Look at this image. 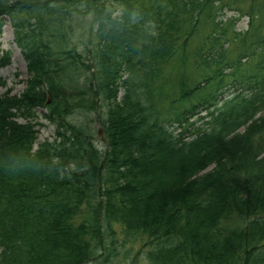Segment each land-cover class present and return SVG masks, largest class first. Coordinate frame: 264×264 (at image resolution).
<instances>
[{"label":"trees","instance_id":"1","mask_svg":"<svg viewBox=\"0 0 264 264\" xmlns=\"http://www.w3.org/2000/svg\"><path fill=\"white\" fill-rule=\"evenodd\" d=\"M115 1L116 14L109 0H0V34L9 19L27 72L19 95L0 94V264H105L113 223L143 239L150 264H264V37L245 73L216 66L218 40L202 44L199 64L216 67L162 110L149 98L163 63L214 0ZM90 11L88 64L68 44ZM103 105L99 147L70 115ZM41 116L54 139L38 141Z\"/></svg>","mask_w":264,"mask_h":264},{"label":"rangeland","instance_id":"2","mask_svg":"<svg viewBox=\"0 0 264 264\" xmlns=\"http://www.w3.org/2000/svg\"><path fill=\"white\" fill-rule=\"evenodd\" d=\"M117 11L119 6L115 0ZM147 2L148 0H144ZM215 5L209 4L200 9L196 29L187 44L180 47L178 51L163 63V72L160 82H164L162 93L154 92L150 99L157 108L166 110L179 106L178 103L171 104L170 100L178 97L181 85H191L202 82L206 75L210 74L217 65L221 68L228 66L226 72L245 73L255 67L262 47L252 50V41L264 37V0H214ZM83 4L81 8H84ZM253 9L254 18L251 23L249 9ZM75 28L70 36L69 47L83 53V60L90 64V49H94L98 42L96 37V24L92 20V12L80 13L74 18ZM216 21H221V27ZM250 22V23H249ZM225 29V36L221 31ZM237 31L239 33H233ZM218 40L214 53L225 51V58L216 63V66H201L196 56V51L203 44L202 53L206 54L212 41ZM11 51L9 64L0 69V76L5 79L6 86L0 87V93L10 89L12 94H20L25 87L27 78L25 61L13 42L12 28L9 20L6 21L0 34V56L6 51ZM244 57V58H242ZM63 76L69 80L70 73L64 72ZM124 87L118 92V99L122 96ZM189 100L185 99L181 106L187 105ZM43 109H39L42 114ZM264 114V110H263ZM76 122L85 121L91 127L95 143L103 144L101 121L106 118V106H99L91 111H77L70 115ZM42 122L38 126V141L52 140L55 137V125L41 117ZM100 129V132L98 130ZM115 230L117 255L105 264H150L144 255L143 239L141 237L125 238L122 228L118 223L112 224ZM107 242L109 239L105 236ZM101 252V250H100ZM102 258V257H101Z\"/></svg>","mask_w":264,"mask_h":264}]
</instances>
